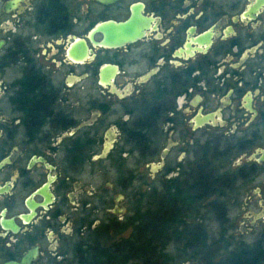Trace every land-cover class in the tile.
Instances as JSON below:
<instances>
[{
	"label": "flooded vegetation",
	"instance_id": "flooded-vegetation-1",
	"mask_svg": "<svg viewBox=\"0 0 264 264\" xmlns=\"http://www.w3.org/2000/svg\"><path fill=\"white\" fill-rule=\"evenodd\" d=\"M0 264H264V0H0Z\"/></svg>",
	"mask_w": 264,
	"mask_h": 264
},
{
	"label": "trees",
	"instance_id": "trees-1",
	"mask_svg": "<svg viewBox=\"0 0 264 264\" xmlns=\"http://www.w3.org/2000/svg\"><path fill=\"white\" fill-rule=\"evenodd\" d=\"M144 198L148 201L143 213L142 208L139 207L140 221L135 223L131 246L135 249L134 254L142 258L140 262L152 263L154 249L161 250L172 245L184 248L192 238L188 233L196 232L197 229L189 228L185 224L188 213H186L187 198L184 192L163 191L152 194L149 198L145 195ZM194 211L199 212V208H194ZM160 257L168 258L169 256L160 255ZM161 262H167V260Z\"/></svg>",
	"mask_w": 264,
	"mask_h": 264
},
{
	"label": "rangeland",
	"instance_id": "rangeland-1",
	"mask_svg": "<svg viewBox=\"0 0 264 264\" xmlns=\"http://www.w3.org/2000/svg\"><path fill=\"white\" fill-rule=\"evenodd\" d=\"M99 179V178H98ZM99 180H102V179H99ZM99 180H97V183L99 182ZM111 183H112V181H111ZM149 198V197H148ZM139 202H138V204H140V206H141V208H142V213L145 211V205H146V202L148 201V199H146V198H142V201L141 200H138ZM249 210H252V211H254V212H256L257 210L256 209H250L249 208ZM195 211H193V209H192V213H194ZM191 213V214H192ZM238 213H240V208L238 209V208H232V210H231V212H230V214H231V216L232 217H234L235 215H237ZM127 214V213H126ZM244 215V214H243ZM188 216H189V214H188ZM203 216H205V214H202L201 215V218H203ZM191 219H194V218H198L199 217V212H197L196 214H194V215H192V216H189ZM232 219H234V218H232ZM242 219V218H241ZM249 220V219H248ZM233 223H236L235 221L233 222ZM236 226H237V224H236ZM235 230V229H234ZM234 230H233V232H234ZM241 231H244V229L242 228V229H240ZM236 231V230H235ZM248 237H251V235H249V236H247V238ZM178 245V244H177ZM178 247H180V246H178ZM171 248H177V246L176 245H172L171 246Z\"/></svg>",
	"mask_w": 264,
	"mask_h": 264
},
{
	"label": "water",
	"instance_id": "water-1",
	"mask_svg": "<svg viewBox=\"0 0 264 264\" xmlns=\"http://www.w3.org/2000/svg\"><path fill=\"white\" fill-rule=\"evenodd\" d=\"M102 82H104V81L102 80Z\"/></svg>",
	"mask_w": 264,
	"mask_h": 264
}]
</instances>
